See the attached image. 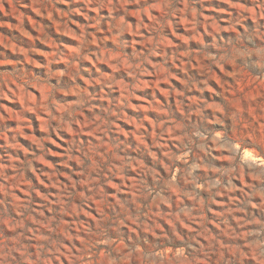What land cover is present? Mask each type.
Masks as SVG:
<instances>
[{
	"label": "clouds",
	"instance_id": "1",
	"mask_svg": "<svg viewBox=\"0 0 264 264\" xmlns=\"http://www.w3.org/2000/svg\"><path fill=\"white\" fill-rule=\"evenodd\" d=\"M0 264H264V0H0Z\"/></svg>",
	"mask_w": 264,
	"mask_h": 264
}]
</instances>
